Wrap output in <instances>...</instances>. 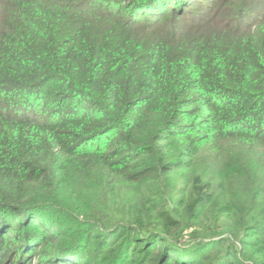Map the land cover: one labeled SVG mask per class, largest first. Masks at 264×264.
<instances>
[{
  "label": "trees",
  "instance_id": "1",
  "mask_svg": "<svg viewBox=\"0 0 264 264\" xmlns=\"http://www.w3.org/2000/svg\"><path fill=\"white\" fill-rule=\"evenodd\" d=\"M0 264H264V0H0Z\"/></svg>",
  "mask_w": 264,
  "mask_h": 264
},
{
  "label": "rangeland",
  "instance_id": "2",
  "mask_svg": "<svg viewBox=\"0 0 264 264\" xmlns=\"http://www.w3.org/2000/svg\"><path fill=\"white\" fill-rule=\"evenodd\" d=\"M199 167V166H198Z\"/></svg>",
  "mask_w": 264,
  "mask_h": 264
}]
</instances>
